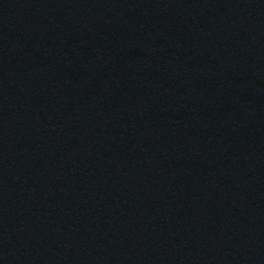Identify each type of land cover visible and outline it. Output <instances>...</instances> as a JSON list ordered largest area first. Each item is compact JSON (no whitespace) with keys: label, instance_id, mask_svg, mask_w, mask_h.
Segmentation results:
<instances>
[{"label":"water","instance_id":"obj_1","mask_svg":"<svg viewBox=\"0 0 264 264\" xmlns=\"http://www.w3.org/2000/svg\"><path fill=\"white\" fill-rule=\"evenodd\" d=\"M0 264H264V0H0Z\"/></svg>","mask_w":264,"mask_h":264}]
</instances>
